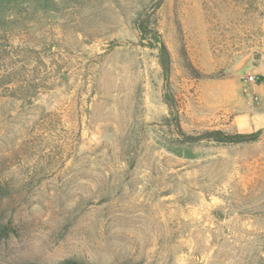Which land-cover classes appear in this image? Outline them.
I'll use <instances>...</instances> for the list:
<instances>
[{"label":"rangeland","instance_id":"374dc122","mask_svg":"<svg viewBox=\"0 0 264 264\" xmlns=\"http://www.w3.org/2000/svg\"><path fill=\"white\" fill-rule=\"evenodd\" d=\"M150 1L0 29V264H264V138L179 141L133 25ZM156 26L185 134L218 129L236 95L257 105L264 0H164Z\"/></svg>","mask_w":264,"mask_h":264},{"label":"trees","instance_id":"16d2710c","mask_svg":"<svg viewBox=\"0 0 264 264\" xmlns=\"http://www.w3.org/2000/svg\"><path fill=\"white\" fill-rule=\"evenodd\" d=\"M70 0H0V29L5 30L11 23L15 14L23 15L29 13H40L53 15L61 12ZM164 0H151L149 4L141 7L133 20V25L139 35V43L151 50H155L157 63L160 67L162 77V101L168 107L171 115L170 123L173 125L176 135L181 143H196L199 141H212L218 144H243L259 140L264 133V126L251 133H238L236 131L226 132L222 129H211L197 135L185 134L178 116V104L171 86V56L156 26V12L162 6ZM256 82L262 81V76L257 75ZM10 226L0 221V237H5ZM25 264H40L27 262ZM56 264H91L81 259L68 257ZM139 264V263H125Z\"/></svg>","mask_w":264,"mask_h":264},{"label":"crops","instance_id":"0c3cea01","mask_svg":"<svg viewBox=\"0 0 264 264\" xmlns=\"http://www.w3.org/2000/svg\"><path fill=\"white\" fill-rule=\"evenodd\" d=\"M260 62H264V54L259 58ZM261 75L262 81L259 84H264V71L258 73ZM223 100L225 101V96ZM252 98L257 100V105H251L248 99L242 93L241 96L229 98L227 107L222 109L216 116L215 121L218 125L216 128L224 131L232 130L238 133H251L264 126V90L259 93H252ZM264 138V133L260 136Z\"/></svg>","mask_w":264,"mask_h":264},{"label":"built area","instance_id":"2783aa9c","mask_svg":"<svg viewBox=\"0 0 264 264\" xmlns=\"http://www.w3.org/2000/svg\"><path fill=\"white\" fill-rule=\"evenodd\" d=\"M246 81L255 82L256 78L254 76L249 75L247 78H245Z\"/></svg>","mask_w":264,"mask_h":264}]
</instances>
